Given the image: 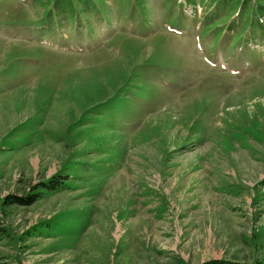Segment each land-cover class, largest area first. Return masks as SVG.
Masks as SVG:
<instances>
[{"label": "rangeland", "instance_id": "obj_1", "mask_svg": "<svg viewBox=\"0 0 264 264\" xmlns=\"http://www.w3.org/2000/svg\"><path fill=\"white\" fill-rule=\"evenodd\" d=\"M52 1L0 0V264L263 262L264 7Z\"/></svg>", "mask_w": 264, "mask_h": 264}, {"label": "trees", "instance_id": "obj_2", "mask_svg": "<svg viewBox=\"0 0 264 264\" xmlns=\"http://www.w3.org/2000/svg\"><path fill=\"white\" fill-rule=\"evenodd\" d=\"M250 1L251 0H240L239 1L238 3L239 6L236 7V9L234 10L236 17H241V15L248 16L254 10L255 8L254 6H257V9H258L257 12L258 11L263 12L264 0H253L252 2H254L256 5L252 4L251 5L252 7H249ZM67 2H68L67 4L71 12L74 13L75 16L77 17L76 23L79 22L78 17H81V16L82 18L86 17V13H87L86 8L89 6V4H92L93 6H95L96 9H98L97 11L99 12L103 8L102 0H67ZM134 2L137 5L136 0H134ZM139 2L141 1L139 0ZM228 2H231V1L230 0H219L216 4L220 6ZM61 3H62V0L52 1L53 8H55V5L60 6ZM93 8L94 7H91L89 11H94ZM83 14L85 15V17ZM91 115H93V113L88 112L86 113L85 116L86 118H88L89 116L91 117ZM86 120L87 121H85V123H89L88 125L92 127L93 125L91 124L92 122L88 121L89 119H86ZM95 130H96L95 133L99 134V133L105 132L107 128L97 127ZM84 138L85 136H81V140L78 143V144L84 145L82 154L74 156L75 158L73 159V163L68 164L62 170V172H59L58 174L51 176L47 180L41 181L40 184H38V186L36 187L33 186L30 191H25V194H22V196L12 195V196L7 197L5 203L9 205L18 204L22 206H28L36 202L39 199L40 195H42L45 191L65 190L69 188L68 182L70 181L72 182L82 181V180L88 181V179H86L85 176H90L88 174L90 169H94V168L103 169L107 167L106 170H109V167L112 164L111 160L110 161H105L104 159L98 160L101 157L100 155H102L101 151L104 149V147H100V146L97 147L92 144L85 145L86 142H83ZM75 145L77 146V142L75 143ZM89 151L99 153L98 155L100 157L96 158L94 162L80 161V159H82L80 157H83L84 155H86L85 152H89ZM88 164H91V165H88ZM95 173L96 175H102V173H99V172H95ZM230 262L231 261L226 262V261L219 260V261H211L209 262V264H234V262L232 263ZM255 264H264V261L263 262L260 261Z\"/></svg>", "mask_w": 264, "mask_h": 264}]
</instances>
